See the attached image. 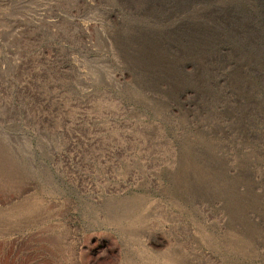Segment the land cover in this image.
<instances>
[{
	"label": "rangeland",
	"instance_id": "374dc122",
	"mask_svg": "<svg viewBox=\"0 0 264 264\" xmlns=\"http://www.w3.org/2000/svg\"><path fill=\"white\" fill-rule=\"evenodd\" d=\"M0 264H264V0H0Z\"/></svg>",
	"mask_w": 264,
	"mask_h": 264
}]
</instances>
